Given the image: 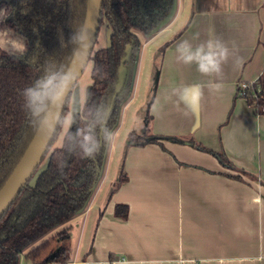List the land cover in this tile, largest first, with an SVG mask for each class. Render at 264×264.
<instances>
[{"label": "crops", "instance_id": "0c3cea01", "mask_svg": "<svg viewBox=\"0 0 264 264\" xmlns=\"http://www.w3.org/2000/svg\"><path fill=\"white\" fill-rule=\"evenodd\" d=\"M194 34V44L215 37L229 48L219 79L177 62L175 45ZM263 72L264 0H175L142 41L134 74L132 92L140 81L144 99L123 140L135 132L141 143L118 150L116 182L71 224L70 264H264V115L236 97ZM189 90L203 93L196 108L184 102Z\"/></svg>", "mask_w": 264, "mask_h": 264}, {"label": "trees", "instance_id": "16d2710c", "mask_svg": "<svg viewBox=\"0 0 264 264\" xmlns=\"http://www.w3.org/2000/svg\"><path fill=\"white\" fill-rule=\"evenodd\" d=\"M87 2L0 0L9 9L8 27L27 43V51L22 56L0 53V189L37 132L24 106V90L48 70L45 60H60L70 65L77 49L73 48L71 37L75 29H83ZM174 2L102 0L101 24L107 23L111 29L110 44L93 52L92 84L88 92L92 101L107 99L110 103L109 127L113 132L132 93L142 47L138 33L146 37L155 33L169 18ZM125 57L128 76L122 90L116 93L118 71ZM236 97L245 99L259 115H264V72L247 88L239 86ZM147 132L146 128L144 134ZM141 139L131 132L126 150L141 143ZM161 140L153 138L151 142L161 144ZM55 141L56 137L42 161L44 168L35 172L0 219V264H19L22 254L26 264H70L72 245L68 226L28 247L86 208L100 181L110 142L102 141L95 158L86 159L78 152H69L65 146L54 148ZM215 155L224 166L233 169L223 154ZM125 181L126 175L121 171L117 188ZM116 215L126 219L128 207L118 205Z\"/></svg>", "mask_w": 264, "mask_h": 264}, {"label": "clouds", "instance_id": "9594fccd", "mask_svg": "<svg viewBox=\"0 0 264 264\" xmlns=\"http://www.w3.org/2000/svg\"><path fill=\"white\" fill-rule=\"evenodd\" d=\"M8 15V10L0 9V23ZM86 39L85 30L77 28L70 42L75 49ZM197 39L199 36L194 34L191 38H182L175 45L177 62L186 66L195 65L199 73L210 78V82L213 77L219 79L223 65L229 59V48L219 38L209 37L194 44L192 41ZM26 51L27 43L23 36L11 28L0 29V53L22 56ZM33 61L36 59L33 58ZM43 63L48 70L23 93L24 106L32 118L34 128L39 131L45 124L44 118L49 109L59 105L62 111L55 126V137L69 152H78L82 158L94 159L101 142H111L113 138V130L109 127L110 103L107 99L92 101L89 92L81 95L76 85L78 78L73 77L67 62L48 59ZM215 87L219 88V84ZM183 91L181 88L174 89L176 95ZM202 95L201 91L189 90V98L184 102L196 108ZM60 166L63 167V162Z\"/></svg>", "mask_w": 264, "mask_h": 264}, {"label": "water", "instance_id": "95a60500", "mask_svg": "<svg viewBox=\"0 0 264 264\" xmlns=\"http://www.w3.org/2000/svg\"><path fill=\"white\" fill-rule=\"evenodd\" d=\"M170 17V16H169ZM102 20V0H88L83 30L87 39L77 47L75 54L69 65V69L74 78H80L92 55L98 32ZM168 20V19H167ZM166 20V21H167ZM164 25V24H163ZM162 26V25H161ZM125 57L118 71V82L116 93L124 87L127 79V68L124 66ZM76 79V83L78 81ZM62 109L55 105L49 109L45 119V124L36 132L23 156L11 172L0 189V219L10 208L14 200L20 194L24 186L33 178L35 172L40 168L53 139L55 138V126Z\"/></svg>", "mask_w": 264, "mask_h": 264}, {"label": "rangeland", "instance_id": "374dc122", "mask_svg": "<svg viewBox=\"0 0 264 264\" xmlns=\"http://www.w3.org/2000/svg\"><path fill=\"white\" fill-rule=\"evenodd\" d=\"M0 9H5V10H8V12H9V9L7 8V6L4 3H0ZM8 16H7V18H8ZM7 18L2 23H0V29L8 28V25L6 23ZM138 34L141 37L140 39L144 42L145 38H147V37L144 36L141 33H138ZM110 36H111V29L109 28L107 23H103L100 26V29H99V32H98V41L96 43L95 50L97 51L99 49H103V48L108 47L109 44H110ZM89 69H92V64L91 63H88V65L86 66V68L83 71L82 76L78 79V81L76 83L77 90H78V92L81 95L84 92H88V90H89V88H90V86L92 84L91 83V71ZM140 74H141V72H140ZM141 86H142V83L139 81V83L135 86L134 91L132 92L130 98L127 100V102L125 103V105H124V107L122 109L119 125L116 128L117 130H115L113 132V138L111 140V147H110V150H109L108 156H107L108 157L107 158V162L108 163L106 165H104L103 169L101 170L100 181H99L98 185L96 186V188H95L90 200L96 194V192H97L96 196L98 194L100 195L104 191V189L106 188L107 183L109 181H112L115 178V176H116L113 173V171H114V169H113L114 168V160H116V158H117L116 154L118 153V150H120V148H122V147L124 148L125 145H127L126 143L128 141L123 140V139H124L125 136H127L128 131L130 129L129 127L133 123V116H130V108L137 107L138 105L143 103L142 101L144 99V92L141 91ZM140 109H141V107H139V110ZM77 110H79V109H77ZM140 114H138V117L136 118V120H137L136 132H137L138 135H140V137H142L140 133L141 132L145 133L144 132L145 131V128H144L145 126L140 124V122H138V120H139V118L141 116ZM60 146H61V143L56 138V141H55V144H54V148H57V147H60ZM44 166H45V162L40 166L39 170L41 171L44 168ZM116 167H117V165H116ZM115 172L118 173V167L116 168ZM115 182L116 181L113 180V184ZM102 189H103V191L101 192ZM84 210H82L81 212L76 214L66 224L55 228L54 230H52L51 232L47 233L43 237L39 238L32 245H30L28 247V249L33 247V246H35V245H37V244H39V243H41L42 241H44L46 239H48L50 236L55 234L59 229L65 227V226H68V227L71 228V224L74 225L75 223H78V221L81 220V218H83ZM75 235L77 236V231L73 232V236L74 237H75ZM28 249L25 250V251L27 252ZM26 263H27V260L24 258V254H22L20 256V258H19V264H26Z\"/></svg>", "mask_w": 264, "mask_h": 264}, {"label": "flooded vegetation", "instance_id": "af4514ba", "mask_svg": "<svg viewBox=\"0 0 264 264\" xmlns=\"http://www.w3.org/2000/svg\"><path fill=\"white\" fill-rule=\"evenodd\" d=\"M102 24H103V23H102ZM102 24H100V26H101ZM8 28H9V27H8ZM140 38H141V37H140ZM97 41H98V36H97ZM97 41H96V43H97ZM96 43H95V46H96ZM95 46H94L93 52L96 51V50H95ZM93 52H92V55H93ZM92 55H91V57H92ZM91 57H90V59H91ZM88 63H91L90 60H89ZM87 65H88V64H87ZM127 76H128V74H127ZM121 90H122V89H121Z\"/></svg>", "mask_w": 264, "mask_h": 264}, {"label": "built area", "instance_id": "2783aa9c", "mask_svg": "<svg viewBox=\"0 0 264 264\" xmlns=\"http://www.w3.org/2000/svg\"><path fill=\"white\" fill-rule=\"evenodd\" d=\"M249 84H251V83H243V84L240 85V87L247 88Z\"/></svg>", "mask_w": 264, "mask_h": 264}]
</instances>
